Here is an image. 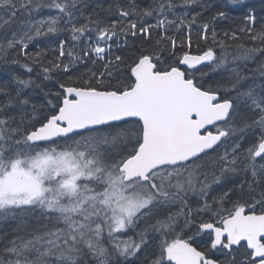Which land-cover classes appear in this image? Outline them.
<instances>
[{"label": "snow or ice", "instance_id": "snow-or-ice-1", "mask_svg": "<svg viewBox=\"0 0 264 264\" xmlns=\"http://www.w3.org/2000/svg\"><path fill=\"white\" fill-rule=\"evenodd\" d=\"M0 264H264V0H0Z\"/></svg>", "mask_w": 264, "mask_h": 264}]
</instances>
